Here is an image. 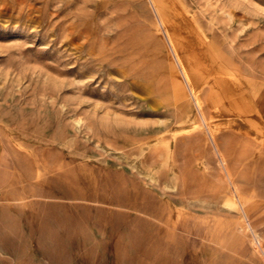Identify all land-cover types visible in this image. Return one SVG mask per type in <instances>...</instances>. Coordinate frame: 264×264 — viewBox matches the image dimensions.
I'll return each instance as SVG.
<instances>
[{
	"label": "rangeland",
	"instance_id": "1",
	"mask_svg": "<svg viewBox=\"0 0 264 264\" xmlns=\"http://www.w3.org/2000/svg\"><path fill=\"white\" fill-rule=\"evenodd\" d=\"M171 1L0 0V264H264V0H180L232 61L214 105Z\"/></svg>",
	"mask_w": 264,
	"mask_h": 264
},
{
	"label": "bare ground",
	"instance_id": "2",
	"mask_svg": "<svg viewBox=\"0 0 264 264\" xmlns=\"http://www.w3.org/2000/svg\"><path fill=\"white\" fill-rule=\"evenodd\" d=\"M192 2L199 7L203 6V0H192ZM212 5L214 4L212 3ZM185 9L186 5L182 1L174 0L168 2L161 14L165 21L167 37L174 48L178 61L183 65L186 80L192 87V91L199 88L197 92H194L197 94V101L204 99L201 91L206 92V100L212 105L224 99L230 100V95L227 92L230 89L231 79L219 74L228 69L232 61L218 55L215 46L204 45L208 33L201 29L197 13H189ZM216 11L217 5L212 9L210 7L203 8L202 17L214 21L215 24H221V21L216 20ZM204 73L208 75L206 78L201 76ZM256 243L261 244L259 240H256ZM53 259L56 260L55 257Z\"/></svg>",
	"mask_w": 264,
	"mask_h": 264
}]
</instances>
